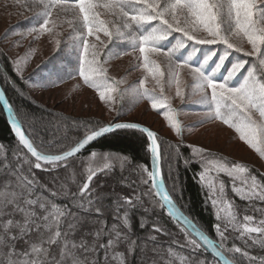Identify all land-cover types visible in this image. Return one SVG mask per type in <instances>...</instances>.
<instances>
[{"label":"snow or ice","instance_id":"obj_1","mask_svg":"<svg viewBox=\"0 0 264 264\" xmlns=\"http://www.w3.org/2000/svg\"><path fill=\"white\" fill-rule=\"evenodd\" d=\"M22 6L33 13L28 34L59 37L60 23L68 24L67 36L54 40L56 51L70 58L69 74L78 72L84 84L97 89L100 100L110 107L126 96L134 103L148 99L152 109L163 110L169 126L181 137L177 110L165 95V86L175 84V95L182 103L191 100L203 110L199 124L220 121L264 159V0H24ZM122 45L130 52L120 51ZM137 52L138 66L151 75L159 95L145 87L147 77L138 86L124 89L119 88L122 79L108 77L104 65L109 60ZM161 56L166 66L155 59ZM184 72L192 78L195 93H186L181 86ZM59 82L57 77L46 84ZM193 94L196 99H191ZM0 101L5 110L12 111L2 93ZM116 111L117 116L122 114ZM9 123L26 152L17 150L11 159L0 160L4 170L0 179V264H175L178 255L183 264H212L201 255L202 248L210 250L215 264H239L235 257L229 258L234 253L242 254L246 264H264V257L227 246L231 230L264 249V173L257 175L244 164L195 146H188L191 158H186L180 151L182 139L165 150L157 134L138 123L85 122L83 137L67 146L63 143L66 135L44 140L31 125L26 132L15 113ZM124 129L146 135L155 168L137 165L132 169L136 179L122 178L132 191L111 198L114 223L108 225L103 217L109 194L91 185L99 174L113 171L114 164L108 161H119L123 171L130 158L92 152V159L102 156L106 162L87 167L77 192L67 187L60 171L72 170L77 154L90 142ZM165 160L166 177L162 175ZM178 161L185 167L198 165L194 179L207 192L205 204L213 209L216 240L209 239L178 207L175 196L182 190ZM34 169L49 173L50 181L42 183ZM221 177L228 178L227 185ZM138 184L148 187L141 189ZM228 188L232 197L245 202V212L259 213L261 218L244 214L241 222V210L229 197ZM61 193L70 198L71 207L55 202ZM160 211L178 225L183 242L159 222ZM80 213L91 215L81 217ZM134 221L146 229L141 238L133 234ZM185 250L186 255L181 254Z\"/></svg>","mask_w":264,"mask_h":264},{"label":"trees","instance_id":"obj_2","mask_svg":"<svg viewBox=\"0 0 264 264\" xmlns=\"http://www.w3.org/2000/svg\"><path fill=\"white\" fill-rule=\"evenodd\" d=\"M23 3L24 0H0V10L2 9L6 18V28L3 32L2 39L0 40V86L26 132L31 130L29 128V125H31L37 130L44 140L51 139L53 136L66 135L67 139L63 141L64 145H72L75 140L83 137L85 122H99L101 125H106L109 123L108 121L111 116V122L132 119V114L139 107L144 106V112L141 117L150 113L152 114V122L149 124L141 122L142 118L140 117H135L136 121H139L142 124H147L148 127L153 129L159 137L160 142H162L165 150H167L168 145L179 144L182 139L183 144H181L180 151L184 157L191 158L190 148L188 146H200L185 141L184 131L182 132V136L178 137L165 119L163 110L152 109L148 99H140L138 102L134 103L130 96H126L122 101L116 102L117 106H115L114 111L108 120L105 114H74L72 112L54 107L50 104L43 103L37 99L32 92V86L45 90L54 88L55 86L70 81L71 79H78L80 76L78 72L72 73L71 75L69 74L70 70L68 68V61L70 58L65 53L57 52L54 43L55 39L63 40L67 36L70 31L68 24L66 22L60 23V26L56 29V31L61 34L59 37H53L47 33L39 36H37L36 33L28 34L26 30L30 26L29 17H31L33 13L26 10L22 6ZM101 38L103 39L102 35ZM89 39L93 40L94 38L90 37ZM45 40H47V43ZM6 41H10L13 44H21V46H23V56H31L34 53H37L38 49H40V52L47 50L50 48L49 44H51L52 47L47 56L43 58L39 64L30 69L27 74L20 75L16 70V66L13 61L14 59L4 46ZM173 43H175V41H173ZM170 46L171 45H169V47ZM245 47L250 48L248 45H245ZM11 50H13V47ZM120 51L130 52V49H128L127 45H122ZM240 55L243 58L242 54ZM137 56L138 52L135 54L121 55L118 58L109 60L104 65L107 69V75L109 78H115V80L122 79L124 81V83L119 85L120 89L128 88L129 86H138L139 81L149 75L142 67L138 66L139 61L136 59ZM155 59H157L162 66H166L167 60L165 57H155ZM246 59L250 60L251 58ZM113 69L115 71L118 70V75ZM182 74L185 76L186 81L184 85H182L184 91L186 93H195V88L191 87L193 83L192 78L187 75L186 72ZM129 75L133 76L130 80L127 78ZM57 77L60 78L61 82L57 83L55 86L46 84L47 80L57 79ZM145 87L150 90L155 89L156 94L159 95V88L156 87L155 81H151L149 77L145 80ZM175 91V84L171 87L165 86V95L171 98V107L177 110L178 114L176 118L180 121L184 130V126L187 128L189 125L191 126L193 122L184 124L182 116L185 118V116L188 117L191 114L202 113L203 110L200 106L192 103L191 100L186 99L182 103L180 98L176 97ZM193 97L196 99L195 94L192 95L191 99ZM117 109H120L122 112L119 116H117ZM163 127H166L165 129H167L171 134L169 137L160 132ZM36 142L39 144L40 140L37 139ZM17 150H23L26 152V150L22 149V146L18 144L17 138L11 129L4 109L0 103V160L5 158L11 159V153ZM94 151L98 154H121L130 158V163L125 165L123 171L121 170L119 161H108L109 163L114 164L113 171L108 174H99L96 178H94L91 185L96 188L98 192L109 194V198L104 202L107 211L103 219L108 225H111L114 223L113 216L111 214V198H113L116 193L126 195L132 191L130 187H126L121 182L122 178H127L128 180L136 179V174L132 171V169L137 165H143V167L151 170L150 152L147 150V137L138 130L124 129L118 130L112 134H107L93 143H90V145L86 146L81 153L77 154L75 158L76 163L72 170L67 173L63 170L60 171V176L66 178L67 187H69L72 192H77L78 186H82L86 179L85 173L89 165L93 167L103 166L106 162L102 156H97L92 159L91 153ZM208 151L223 156L230 161L244 164L257 175L264 173L261 169L250 163H245L221 152L213 150ZM177 166L179 181L182 186L181 192L175 196V199L178 202V207L194 223H197V225L210 237V239L216 240L218 237L213 229V224L216 223L213 209L210 205L206 206L205 204L207 192L203 190L200 184L194 179V173L199 170L198 165L193 163L191 164V167H185L183 166L182 161H178ZM3 171V168H0V179L3 178ZM33 171L42 183H48L50 181L51 177L49 173L35 169ZM167 174L168 162L165 160L162 165V175L166 177ZM221 178L224 179L225 184L227 185L228 178ZM168 183L169 188H171V182L169 181ZM137 187L146 189L148 186L138 184ZM227 191L229 197H232L230 188H228ZM44 195H48V193L45 192ZM232 199L235 200L236 205L241 210L238 217L241 222H243L242 217L244 214L254 215L256 220L261 218L259 213H254L251 210L245 212L244 209L246 208V204L244 201L235 197H232ZM55 202L61 206L67 205L71 207L70 198H65L62 193L60 196L55 198ZM80 215L83 217L91 214L80 213ZM158 215L159 222L166 225L168 230L174 235H177L180 241L183 242L184 238L181 234H179V227L175 221L167 216L164 211H160ZM91 226L92 225H88V227ZM132 231L136 237L141 238L143 237L146 229H140L138 223L134 221ZM228 235V247L235 245L236 247H240L242 250L248 251L253 256L258 258L264 257V249L257 245H251V240H247V237L238 238V231L230 230ZM255 235L256 234H253V236ZM76 239H79V235L76 236ZM177 251L180 252L179 249H177ZM181 254L186 255V250ZM201 255L212 261V264H215L216 258L206 251V249H201ZM228 255L230 259L235 257L239 264H246L242 254L234 253ZM175 264H183L179 255L175 259Z\"/></svg>","mask_w":264,"mask_h":264},{"label":"rangeland","instance_id":"obj_3","mask_svg":"<svg viewBox=\"0 0 264 264\" xmlns=\"http://www.w3.org/2000/svg\"><path fill=\"white\" fill-rule=\"evenodd\" d=\"M5 20L6 18L4 16V12L1 9L0 40L2 39L3 32L6 28ZM45 41L47 43V40ZM10 43V41H6L4 46L14 59L13 61L16 66V70L20 75L27 74L30 69L39 64L40 61L47 56L49 50L52 47V45L49 44L50 48L47 50L40 52V49H38V52L31 56H23V46H21V44L18 45ZM12 47L13 50H11ZM17 59H20L19 64L15 63ZM115 72L118 75V70ZM132 77V75L127 76L128 80H130ZM147 77H149L151 81L153 80L151 75H148ZM181 81L182 85H184L186 82L185 76L183 74L181 75ZM31 89L37 99L43 103L50 104L54 107L72 112L74 114H105L108 120L110 115H112L115 106H117L116 102H111L110 107L109 104L101 101L97 89L91 88L84 84L81 77L78 79H71L70 81L55 86L54 88L44 90L32 86ZM113 95L115 96V93H113ZM192 99H194V97ZM143 112L144 106H141L132 114V119H125L122 121H133L138 123L144 122L147 124L152 122V114L149 113L144 117H141ZM135 117L142 118L141 122L136 121ZM182 117L184 124L193 122V124L191 126L189 125L187 128L184 126L183 131L185 133V141L196 144L200 147H203L204 149L221 152L245 163H250L264 172V159H262L253 149H250L243 141H241L233 129L229 128L218 120L209 121L206 122V124H199L198 121L202 118V113H195L193 115L191 114L188 117L185 116V118L184 116ZM111 118L112 116L108 122H111ZM165 128L163 127L160 132L163 133V135L169 137L171 134Z\"/></svg>","mask_w":264,"mask_h":264},{"label":"water","instance_id":"obj_4","mask_svg":"<svg viewBox=\"0 0 264 264\" xmlns=\"http://www.w3.org/2000/svg\"><path fill=\"white\" fill-rule=\"evenodd\" d=\"M0 93H2L3 94V96H4V98L5 99H7V97H6V95H5V93H4V91L2 90V88H1V86H0ZM8 100V99H7ZM0 103H1V105H2V107H3V101H0ZM3 109H4V107H3ZM4 112H5V114H6V117H7V119H8V122L12 119V114L13 113H15V111H14V109L12 108V111L11 112H9V111H7V110H5L4 109ZM16 114V113H15ZM17 122H19L20 123V121L18 120V118H17ZM115 122H121V123H125V122H127V123H138V122H133V121H115ZM10 124V123H9ZM138 124H140L142 127H147V128H149L151 131H153V132H155L153 129H151L150 127H148L147 125H144V124H141V123H138ZM11 126V125H10ZM134 130H137V129H134ZM118 131V130H117ZM139 131V130H138ZM101 138V137H100ZM99 138H97L96 140H98ZM95 140V141H96ZM94 142V141H93ZM93 142H90V143H93ZM90 145V144H89ZM86 146H88V145H86ZM85 146V147H86ZM83 150V149H82ZM81 150V151H82ZM81 151H80V153H81ZM150 164H151V170H153L154 168H155V162L153 161V159H152V156H151V153H150ZM181 210V209H180ZM184 214V213H183ZM185 215V214H184ZM206 234V233H205ZM207 235V234H206ZM208 236V235H207ZM209 237V236H208ZM209 239H210V237H209ZM212 240V239H211ZM206 251H208L210 254H211V252H210V250H207L206 249ZM214 257V256H213Z\"/></svg>","mask_w":264,"mask_h":264}]
</instances>
